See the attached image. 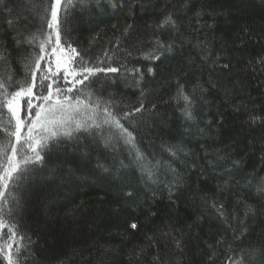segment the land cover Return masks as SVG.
<instances>
[{"label":"trees","instance_id":"obj_1","mask_svg":"<svg viewBox=\"0 0 264 264\" xmlns=\"http://www.w3.org/2000/svg\"><path fill=\"white\" fill-rule=\"evenodd\" d=\"M45 8L50 18V0H0V48L6 55L0 79L8 83L13 76L10 91L25 79L31 82L25 66L39 53L38 41L17 45L13 37L22 30L25 35L47 32V21L41 19ZM169 14L176 30L157 29ZM59 16L62 44L77 49V60L121 68L90 77L78 86L81 93L118 101L113 110L122 115L144 92L147 111L122 120L137 146L165 160L162 145H179L188 154L172 161L175 173L164 169L152 183L141 176L127 148L106 147L99 130L61 138L16 190L20 205L8 222L18 225V264H233L242 255L247 259L250 246L264 244V197L257 193L264 180V123L250 121L264 116V64L259 63L264 0H73ZM128 24L134 28L124 36ZM156 36L174 41L173 51L146 61L142 52ZM225 63L231 67L223 69ZM41 65L38 76L47 60ZM149 66L153 74L147 73ZM135 67L143 70L139 84L137 73L124 71ZM177 80L188 92L197 84L204 89L196 91L191 121L181 114L183 102L171 99ZM57 82L71 86L62 75ZM246 205L254 214L245 217ZM133 221L136 230L129 227ZM6 238L7 229H0V243ZM0 264H7L3 254Z\"/></svg>","mask_w":264,"mask_h":264},{"label":"snow or ice","instance_id":"obj_2","mask_svg":"<svg viewBox=\"0 0 264 264\" xmlns=\"http://www.w3.org/2000/svg\"><path fill=\"white\" fill-rule=\"evenodd\" d=\"M83 2L84 0H81V4ZM96 3L99 4L100 0H96ZM72 4L73 0H67L63 5L61 0H50V18L48 8H45V15L41 16L42 20L47 21L48 31L25 35L22 30L13 37L17 45L27 43L34 46L37 41L39 42V53H34V60L29 61L25 66L28 69V74L31 75V82L25 79L18 82L17 90L10 91L13 76H8V83L0 79V131H3L4 134L3 137H0V229L6 228L8 233L7 241L0 243V254L4 255L7 264H18L21 251L16 239L18 225L8 222V217H11L14 214V209L20 205V197L16 190L31 178L37 165L44 164L45 151L52 144L58 143L61 138L71 139L75 133L82 130L86 132L99 130L105 146L113 147L123 144L137 165L141 176L152 183L158 182L159 173L164 169L175 173L172 161L177 159L182 152L185 155L188 154L179 145H162L161 151L166 152L169 157L168 160H165L157 158L155 155L149 157L137 146L136 136L129 128L125 127L122 120L129 119L134 113L143 114L144 111H147L144 92H141L137 105L132 106L131 111H124L122 115L113 110L119 106L118 101L111 98L104 100L100 96L94 97L91 91L86 96L81 93L78 86L84 85L90 77L97 73H120L121 68L113 67L111 64L107 67L90 66L91 62L84 60L83 57H80L79 60L76 59L80 54L70 43L62 44V22L59 13L62 9L66 12ZM8 23L10 28L13 27V21L9 20ZM17 23L19 22L17 21ZM156 27L161 30L170 27L175 31L177 23L169 14ZM208 27L211 28L212 25ZM133 28V24H128L123 30V35L128 36ZM53 35L55 36L54 43ZM22 36L23 39H21ZM117 43H120V37H117ZM173 47L174 41H165L156 36L151 40L149 50L142 52V57L146 61H159L165 53H171ZM49 48L51 49L50 53L48 52ZM128 54L131 55V52ZM105 56L111 60L107 52ZM46 57H48L46 71H40L38 76V71L42 68L41 61ZM5 60V51L0 48V62ZM259 63L264 64V57L259 60ZM32 64H34V68ZM230 67L231 65L227 63L222 65L223 69ZM124 71L137 73V84L144 78L143 70L139 67L124 69ZM154 72V67H147L148 74ZM61 75L65 84H70V87L60 86L57 81ZM176 83V93L171 99L176 100L178 104L180 101L183 102L181 114L186 121H191L195 119L193 106L196 91L199 89L202 92L204 89L202 85L197 84L193 86L192 92H188L185 84L179 83L178 80ZM70 93L73 95H69ZM124 107L127 108L128 105H124ZM250 121L253 124L257 121L264 123V116H251ZM105 128H107L106 135L104 134ZM218 132V129L215 130L216 135ZM239 164V161H233L234 167H238ZM121 166H124L123 161H121ZM98 167H103V165L98 164ZM257 193L260 197H264V180L258 183ZM126 195L131 197L133 193L127 192ZM212 206L216 207L215 203ZM222 209L223 205H220L218 212L221 216L224 215ZM249 213L254 214L252 205L245 206V217ZM151 215L154 216L155 213H151ZM129 227L136 230L138 224L133 221ZM164 235H169V233H164ZM243 235L242 231L240 236L234 238L240 239ZM20 239L22 240L23 237ZM148 239L153 241V246L158 247L154 237H148ZM14 244L16 245L15 253L12 250ZM175 246L176 248L181 247L179 240L175 241ZM153 259L160 262L159 256ZM229 259L232 261L231 257ZM162 264H169V262L165 260ZM233 264H264V244L250 246L247 250V259L242 255L239 260L233 261Z\"/></svg>","mask_w":264,"mask_h":264},{"label":"rangeland","instance_id":"obj_3","mask_svg":"<svg viewBox=\"0 0 264 264\" xmlns=\"http://www.w3.org/2000/svg\"><path fill=\"white\" fill-rule=\"evenodd\" d=\"M54 42H55V39H53V43H54ZM48 52H49V53L51 52V49H50V48L48 49ZM45 59L48 60V57H46ZM53 62H54V58H53ZM34 102H35V101H34ZM23 114H24V113H22V115H23ZM7 239H8V238H6V240H7Z\"/></svg>","mask_w":264,"mask_h":264}]
</instances>
